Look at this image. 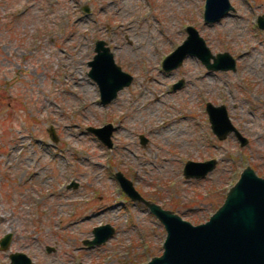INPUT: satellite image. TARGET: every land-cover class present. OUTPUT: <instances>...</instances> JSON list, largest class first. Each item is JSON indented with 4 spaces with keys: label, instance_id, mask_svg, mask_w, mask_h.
Masks as SVG:
<instances>
[{
    "label": "rangeland",
    "instance_id": "obj_1",
    "mask_svg": "<svg viewBox=\"0 0 264 264\" xmlns=\"http://www.w3.org/2000/svg\"><path fill=\"white\" fill-rule=\"evenodd\" d=\"M205 2L0 0V240L12 236L0 264L17 252L32 264H147L161 256L164 225L122 192L117 173L144 200L193 225L209 220L247 166L264 178V30L257 24L264 0H230L234 10L213 24L204 22ZM187 26L213 55L233 57L236 70L209 71L189 55L164 71ZM97 41L132 77L105 105L88 75ZM208 103L226 108L244 147L234 133L217 138ZM109 124L110 149L88 131ZM209 160L217 163L205 178L184 177L188 161ZM107 224L111 239L83 244Z\"/></svg>",
    "mask_w": 264,
    "mask_h": 264
},
{
    "label": "water",
    "instance_id": "obj_2",
    "mask_svg": "<svg viewBox=\"0 0 264 264\" xmlns=\"http://www.w3.org/2000/svg\"><path fill=\"white\" fill-rule=\"evenodd\" d=\"M234 8L230 0H206L204 22L213 24L227 16ZM258 25L264 30V16H260ZM187 39L163 61L166 72L179 68L183 60L195 56L201 60L209 71L236 70V61L228 53L213 55L205 41L192 26L186 28ZM96 56L89 63V77L95 81L100 90L102 103L108 104L117 97V93L132 82V77L123 72L114 62L113 55L105 42L95 44ZM213 60V62H212ZM183 80L174 84L173 90L183 86ZM109 86V87H108ZM213 133L219 140H224L231 133L237 136L244 147L248 140L232 126L224 106L206 105ZM109 149L112 148V125L103 128H88ZM52 140L57 141L54 133ZM142 144L146 139L141 136ZM217 161H188L183 175L187 179H202L215 169ZM122 191L132 200L142 202L149 211L164 225L167 232L163 244V253L154 257L147 264H264V178L247 166L238 181L226 194L223 204L203 224L193 225L170 210L144 200L122 173L115 175ZM73 185H69L71 188ZM110 225L96 227L94 238L85 240L88 248L106 243L114 235ZM11 234L0 240V249L7 250ZM49 250L48 252H51ZM11 264H32L23 253L10 255ZM82 264V263H81Z\"/></svg>",
    "mask_w": 264,
    "mask_h": 264
},
{
    "label": "bare ground",
    "instance_id": "obj_3",
    "mask_svg": "<svg viewBox=\"0 0 264 264\" xmlns=\"http://www.w3.org/2000/svg\"><path fill=\"white\" fill-rule=\"evenodd\" d=\"M109 87V86H108ZM87 89V88H86ZM156 98H158V96H156ZM169 128V127H168ZM167 134H172V133H177L176 130L174 128H169L167 131H166Z\"/></svg>",
    "mask_w": 264,
    "mask_h": 264
}]
</instances>
